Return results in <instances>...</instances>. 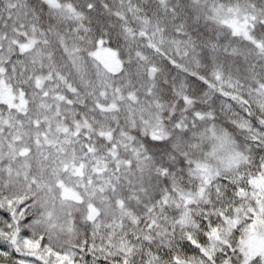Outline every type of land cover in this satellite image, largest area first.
Here are the masks:
<instances>
[{
    "label": "snow or ice",
    "instance_id": "6c2138e0",
    "mask_svg": "<svg viewBox=\"0 0 264 264\" xmlns=\"http://www.w3.org/2000/svg\"><path fill=\"white\" fill-rule=\"evenodd\" d=\"M0 264H264V0H0Z\"/></svg>",
    "mask_w": 264,
    "mask_h": 264
}]
</instances>
